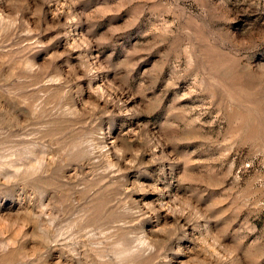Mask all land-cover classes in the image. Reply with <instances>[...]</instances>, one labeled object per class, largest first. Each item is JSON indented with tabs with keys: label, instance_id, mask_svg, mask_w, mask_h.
Returning a JSON list of instances; mask_svg holds the SVG:
<instances>
[{
	"label": "rangeland",
	"instance_id": "obj_1",
	"mask_svg": "<svg viewBox=\"0 0 264 264\" xmlns=\"http://www.w3.org/2000/svg\"><path fill=\"white\" fill-rule=\"evenodd\" d=\"M0 264H264V0H0Z\"/></svg>",
	"mask_w": 264,
	"mask_h": 264
}]
</instances>
